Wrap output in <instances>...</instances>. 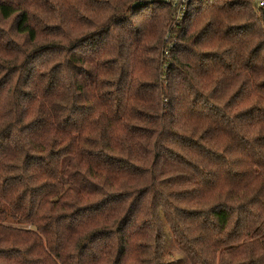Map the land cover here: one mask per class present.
Instances as JSON below:
<instances>
[{"label":"trees","instance_id":"16d2710c","mask_svg":"<svg viewBox=\"0 0 264 264\" xmlns=\"http://www.w3.org/2000/svg\"><path fill=\"white\" fill-rule=\"evenodd\" d=\"M259 1L0 0V264H264Z\"/></svg>","mask_w":264,"mask_h":264},{"label":"built area","instance_id":"2783aa9c","mask_svg":"<svg viewBox=\"0 0 264 264\" xmlns=\"http://www.w3.org/2000/svg\"><path fill=\"white\" fill-rule=\"evenodd\" d=\"M188 3H189V0H173V6L177 8V13L175 15V17H176L175 22L179 21V19L182 18ZM259 5L263 6L264 0H260ZM174 43H175V35L168 33L166 36V45H165L164 51H163L164 57H166V59H168V61L170 59V51H171Z\"/></svg>","mask_w":264,"mask_h":264},{"label":"rangeland","instance_id":"374dc122","mask_svg":"<svg viewBox=\"0 0 264 264\" xmlns=\"http://www.w3.org/2000/svg\"><path fill=\"white\" fill-rule=\"evenodd\" d=\"M170 244V241L168 242V245Z\"/></svg>","mask_w":264,"mask_h":264}]
</instances>
